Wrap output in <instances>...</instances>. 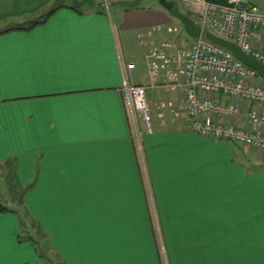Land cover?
I'll return each instance as SVG.
<instances>
[{
  "label": "crops",
  "instance_id": "obj_1",
  "mask_svg": "<svg viewBox=\"0 0 264 264\" xmlns=\"http://www.w3.org/2000/svg\"><path fill=\"white\" fill-rule=\"evenodd\" d=\"M104 1L0 0V32L65 4L0 33V180L40 231L0 211V264H264V155L158 109L182 92L148 89L155 131L139 120L138 136L125 82L147 86V50L181 28L161 5Z\"/></svg>",
  "mask_w": 264,
  "mask_h": 264
},
{
  "label": "built area",
  "instance_id": "obj_2",
  "mask_svg": "<svg viewBox=\"0 0 264 264\" xmlns=\"http://www.w3.org/2000/svg\"><path fill=\"white\" fill-rule=\"evenodd\" d=\"M182 2L197 16L200 35L186 46L179 37L182 30L170 27L174 37L147 50L148 85L128 86L125 82L124 99L135 132L139 136V120L148 134L155 131L148 89L182 92V109L172 102L161 103L158 109H170L175 117L184 110L188 128L197 135L250 147L264 155V80L230 51L204 37L210 30L264 65V0ZM145 40V36L141 37L147 47ZM244 110L248 126L234 125L230 119Z\"/></svg>",
  "mask_w": 264,
  "mask_h": 264
},
{
  "label": "rangeland",
  "instance_id": "obj_3",
  "mask_svg": "<svg viewBox=\"0 0 264 264\" xmlns=\"http://www.w3.org/2000/svg\"><path fill=\"white\" fill-rule=\"evenodd\" d=\"M116 2H113V0H107L104 1V10L106 13H110L114 12L115 10V6L117 7H121V9L125 8L126 5H128V3L135 2L136 5H140L143 7H151V6H160L159 1L158 0H116ZM172 3H175L176 6H178L179 10L181 13L187 14L185 7H187V5L185 3H182L181 0H169ZM116 4V5H114ZM189 15V14H188ZM195 23L198 22L197 16H193V15H189ZM173 18V17H172ZM173 22L175 26H178L182 29V33L180 34V37H185L188 38L187 33L185 32V28H184V24L178 20L173 18ZM210 33H212L209 30ZM188 40V39H186ZM140 48H136L135 50H139ZM140 69V67L138 68V70ZM1 185H0V204H2L5 207H11V209L17 210L19 211V213L22 216L24 223H25V227H24V233L25 235H27L28 233H31L33 235V229H36L37 231H39V227L36 228L34 226V221L28 216L26 215V213L23 211V209L21 208V191L18 189V187L14 184H11V181L9 179L3 178L0 180ZM22 209V210H21ZM36 232V231H35ZM40 232V231H39ZM38 233V232H36ZM42 234H36V237L34 236L36 242L38 243V245H40V247L43 248V250H47L49 249V245L48 243L44 240V238L41 237ZM52 256V254H51Z\"/></svg>",
  "mask_w": 264,
  "mask_h": 264
},
{
  "label": "water",
  "instance_id": "obj_4",
  "mask_svg": "<svg viewBox=\"0 0 264 264\" xmlns=\"http://www.w3.org/2000/svg\"><path fill=\"white\" fill-rule=\"evenodd\" d=\"M158 1L159 4L165 10H167L173 18L180 20L184 24L185 32L191 39H196L199 37L200 30L197 24L188 16L181 14L178 6L173 5L172 3L168 2V0ZM204 37L213 44L230 51L236 59L244 63L247 67L254 69L257 72V75L264 80V65L245 55L236 45L219 39L209 32H205Z\"/></svg>",
  "mask_w": 264,
  "mask_h": 264
},
{
  "label": "trees",
  "instance_id": "obj_5",
  "mask_svg": "<svg viewBox=\"0 0 264 264\" xmlns=\"http://www.w3.org/2000/svg\"><path fill=\"white\" fill-rule=\"evenodd\" d=\"M64 5H65V4L58 5L57 7H55L54 9H52V10H51L49 13H47L46 15H44V16H42L41 18H39V19H37V20H34V21H32V22H30V23H28V24L21 25V26H17V27H14V28H10V29H7V30L2 31V32H0V33H6V32H9V31H13V30H30V29H32V28H34V27H36V26H39V25L45 23V22L50 18V16H51L52 14H54L59 8H61V7H65ZM70 8H72V9H74V10H76V11H80V10H79V6H76V5H74V6L70 7ZM227 42H228V41H227ZM229 43H231V42H229ZM231 44H233V43H231ZM0 211H8V208H6V207L3 206L2 204H0Z\"/></svg>",
  "mask_w": 264,
  "mask_h": 264
}]
</instances>
